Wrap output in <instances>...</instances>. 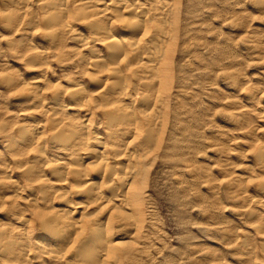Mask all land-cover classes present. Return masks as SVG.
Returning <instances> with one entry per match:
<instances>
[{"label": "bare ground", "instance_id": "bare-ground-1", "mask_svg": "<svg viewBox=\"0 0 264 264\" xmlns=\"http://www.w3.org/2000/svg\"><path fill=\"white\" fill-rule=\"evenodd\" d=\"M214 5L0 0V264H136L150 254L137 236L123 240L142 232L152 160L190 177L198 170L185 150L194 155L198 142L202 71L229 50L188 32L210 28ZM255 6L264 9V0ZM253 92L245 97L264 114V93ZM230 118L242 129L252 123L247 111ZM259 133L245 138L252 173L242 170L227 187L249 223L232 241L241 264L258 256L264 264Z\"/></svg>", "mask_w": 264, "mask_h": 264}, {"label": "rangeland", "instance_id": "rangeland-1", "mask_svg": "<svg viewBox=\"0 0 264 264\" xmlns=\"http://www.w3.org/2000/svg\"><path fill=\"white\" fill-rule=\"evenodd\" d=\"M258 1L215 0L217 15L209 17L210 28L205 24L203 30L188 32L201 44L212 41L210 46L226 48L229 53L214 70L202 71L204 78L193 108L200 115L198 142L194 155L191 148L185 150L198 167L194 176L159 158L152 160L142 232L133 230L123 240L135 235L150 253L136 264H241L232 241L234 236L248 233L249 223L242 215L243 203L233 199L227 187L228 180L242 170L252 173L246 168L252 163L254 151L253 143L245 139L249 132L259 128L260 133L253 137L256 143L264 141V114L245 97L249 91L258 96L264 93V9L255 6ZM0 30L6 29L0 24ZM201 52L212 53L204 47ZM186 55L181 56L180 63L186 61ZM2 63L0 58V69ZM207 72L213 78L204 75ZM5 106L0 96V108ZM245 111L250 113L252 123L242 129L243 123H233L230 115ZM252 189L247 195L257 200ZM177 192L179 202L174 197ZM260 263L258 256L246 264Z\"/></svg>", "mask_w": 264, "mask_h": 264}]
</instances>
